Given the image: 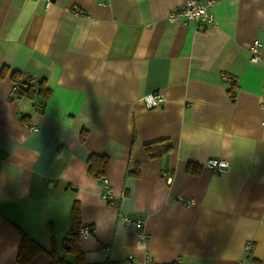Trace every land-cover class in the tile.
<instances>
[{
  "label": "crops",
  "instance_id": "1",
  "mask_svg": "<svg viewBox=\"0 0 264 264\" xmlns=\"http://www.w3.org/2000/svg\"><path fill=\"white\" fill-rule=\"evenodd\" d=\"M186 1L0 0V264H18L22 234L68 264H264V0L218 1L215 25L167 20ZM13 71L48 98L14 96ZM149 93L165 101L146 108ZM91 155L108 157V201ZM118 214L143 221L144 243Z\"/></svg>",
  "mask_w": 264,
  "mask_h": 264
},
{
  "label": "trees",
  "instance_id": "2",
  "mask_svg": "<svg viewBox=\"0 0 264 264\" xmlns=\"http://www.w3.org/2000/svg\"><path fill=\"white\" fill-rule=\"evenodd\" d=\"M8 73L7 67H2L0 70V79H2ZM10 79L13 83V95L17 98L26 97L27 99L33 100L35 97H41L47 99L50 90L45 86V79L34 80L33 78L22 79L20 72L13 71L10 75ZM235 84L231 83L228 89V94L231 99L234 98ZM85 138V131L82 132L80 136V141ZM143 150L148 159H153L165 155L172 150V145L166 139L159 140L155 142L146 143L143 145ZM108 170V157L107 156H97L91 155L87 160V174L95 179L100 180L102 177L106 176ZM199 168L194 164L188 163L186 165V172L198 173ZM136 173V172H134ZM136 175V174H134ZM71 220L72 226L69 234L72 235L70 241V251H74L80 256L78 239L80 235V213L79 206L74 203L71 210ZM76 243V244H74ZM46 253L50 258L51 264H68L63 258L55 254L54 251H46L44 248L35 243L26 234H22L20 244L18 247L16 261L18 264H29L31 260L39 253ZM81 263V259L77 261ZM170 264H179L176 262Z\"/></svg>",
  "mask_w": 264,
  "mask_h": 264
},
{
  "label": "built area",
  "instance_id": "3",
  "mask_svg": "<svg viewBox=\"0 0 264 264\" xmlns=\"http://www.w3.org/2000/svg\"><path fill=\"white\" fill-rule=\"evenodd\" d=\"M52 0H45L46 5H49ZM220 0H188L180 7L176 8L172 12L168 14L167 20L179 22L183 21L186 23H195V24H209L215 25V19L212 14V9ZM250 52V60L255 62L260 59V52H261V43L258 40H254L252 44L249 46ZM227 76H223L225 79ZM14 90V88H13ZM165 101V98L160 93H149L142 97V102L146 108H155L158 105L162 104ZM37 111L42 110V106H36ZM262 125H264V120H262ZM1 158V156H0ZM206 166L212 169L215 172H222L225 168H227V163L224 160H214L210 159L206 162ZM166 181L170 182V179L165 175ZM101 182L103 183V188L105 191L102 193V198L106 201L110 200L112 197V189L108 184L107 178L104 176L101 178ZM183 204H191L192 201H182ZM118 220L122 222L124 225H133L138 230V237L142 243L146 240V235L142 230V223L141 219H135L125 214H118ZM90 233L89 227H83L80 231V235L87 236ZM252 249V243L248 242L245 245V252L247 255L250 254ZM131 258L126 262H119L113 264H133L131 262ZM134 264H154L152 261L148 260L147 258L134 263Z\"/></svg>",
  "mask_w": 264,
  "mask_h": 264
}]
</instances>
